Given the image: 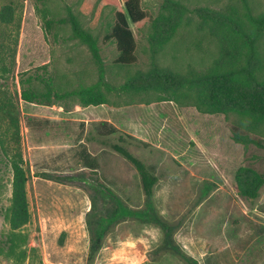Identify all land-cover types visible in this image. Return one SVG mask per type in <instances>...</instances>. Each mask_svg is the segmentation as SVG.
<instances>
[{
	"label": "rangeland",
	"instance_id": "obj_1",
	"mask_svg": "<svg viewBox=\"0 0 264 264\" xmlns=\"http://www.w3.org/2000/svg\"><path fill=\"white\" fill-rule=\"evenodd\" d=\"M246 2L254 15L264 13V0ZM6 5L15 11L13 23H0V67L7 69H0V242L9 232L11 197L3 149L17 141L30 212L21 229L22 264H185L159 251L157 227L130 218L113 226L88 259V187L110 190L130 209L144 206L137 171L112 149L122 134V146L157 178L153 204L177 227L174 240L188 257L196 264H264V185L255 199L242 194L244 171L264 174V148L254 143L264 144V127H253L238 109L208 114L143 93L101 92L98 105L77 96L51 97L47 106L20 98L23 90L45 91L25 81L35 74L51 78L61 94L98 81L89 48L72 38L70 16L95 38L104 82L117 87L152 62L180 74L208 69L219 41L196 11L240 17L242 0H140L148 21L132 27L136 61L124 68L113 64L116 47L105 40L115 10L102 0H0V10ZM259 48L264 53V37ZM102 123L115 133L102 135ZM0 264L11 260L0 255Z\"/></svg>",
	"mask_w": 264,
	"mask_h": 264
},
{
	"label": "trees",
	"instance_id": "obj_2",
	"mask_svg": "<svg viewBox=\"0 0 264 264\" xmlns=\"http://www.w3.org/2000/svg\"><path fill=\"white\" fill-rule=\"evenodd\" d=\"M242 0L245 11L240 17L235 15L205 12L197 10L198 15L210 24L211 31L219 41V55L205 71L189 70L186 74L175 73L160 68L152 62L151 68L134 77L126 79L120 86L113 87L104 82V68L96 44L90 34L83 31L79 22L70 16L72 38L85 44L98 69V81L88 87L68 91L63 94L57 91L51 78L42 74L28 76L27 83L37 82L45 91L34 93L23 90L20 98L27 103L50 105L51 97L77 96L82 101L98 105L103 99L100 93L119 92L124 94H152L157 101H171L178 106H192L208 114H228L238 109L243 118H248L253 127H264V53L260 43L264 37V13L256 15ZM106 6L115 10L114 23L105 40H112L117 51L114 65L118 68L132 66L136 61V44L132 27L141 28L148 21L142 10L140 0H102ZM12 5L3 6L0 10V23L9 25L14 21ZM45 29H51V22L45 21ZM3 73L5 66L0 67ZM45 67H41L44 70ZM102 135H112L115 129L105 123L101 124ZM127 138L122 134L112 145L115 153L127 160L137 171L144 196V206L130 209L114 194L105 188L88 187L91 207L85 215V225L89 236L88 259L92 260L103 247L107 232L124 219H134L145 225H153L161 232L159 251L178 257L185 264H196L188 257L174 240L176 226L163 220L158 214L153 201V189L157 178L146 168L144 163L134 157L122 146ZM16 144L7 143L3 154L11 171L10 205L5 213L9 232L0 242V255L11 260V264H22L25 259L24 246L26 236L21 229L30 219L29 204L26 195L27 176L23 168L22 153ZM264 148V144L254 142ZM244 171L241 169L238 173ZM246 179L242 194L255 199L259 189L264 185V174L244 171ZM101 203V207L97 206Z\"/></svg>",
	"mask_w": 264,
	"mask_h": 264
}]
</instances>
